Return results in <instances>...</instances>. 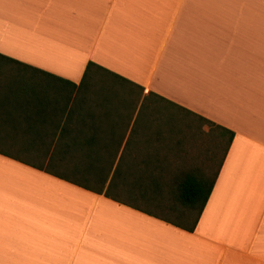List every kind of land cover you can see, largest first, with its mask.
I'll return each instance as SVG.
<instances>
[{"label":"crops","instance_id":"crops-1","mask_svg":"<svg viewBox=\"0 0 264 264\" xmlns=\"http://www.w3.org/2000/svg\"><path fill=\"white\" fill-rule=\"evenodd\" d=\"M90 62L138 105L103 74L82 88ZM175 138L179 170H219L193 232L39 169L59 143H122L106 192L123 153L172 170ZM0 264H264V0H0Z\"/></svg>","mask_w":264,"mask_h":264},{"label":"trees","instance_id":"trees-1","mask_svg":"<svg viewBox=\"0 0 264 264\" xmlns=\"http://www.w3.org/2000/svg\"><path fill=\"white\" fill-rule=\"evenodd\" d=\"M95 68L97 70H102L105 73H93ZM99 74H103L102 79H99L101 83L105 85L107 84L106 86L109 87L119 86L122 90V93L120 92V94H115V98H106L107 101L114 100L115 102L132 105L133 107L138 105L143 91L140 86H137L133 82L97 66L93 62H90L87 66L85 76L83 78L82 88L93 87L95 82L92 78L98 76ZM164 101L166 100H163V98L155 100L152 99V97H146L143 104ZM174 116H176V113H174ZM170 120L173 135L176 133L175 131L177 129V126L175 125L176 118L171 115ZM233 136L234 134L231 132V137L229 138L227 146L231 143ZM121 145L122 143L101 144L98 142L59 143L56 145V152L54 154V157H56L57 160L55 162L51 161L49 167H40L39 169L50 170L51 167H53L57 170H68V165H70L71 167L69 170H73L71 182L75 185L87 188L89 184L93 183L95 186H99L98 189L92 190L94 193L105 194L106 197L115 199L121 198L110 193L113 187H116L117 185L120 189L125 190L123 189V186H127L123 200L129 201L127 198H139L143 201H147L149 197L146 198L145 194H147V192L151 189L154 190L162 187L164 184L163 178L162 176L155 175L153 170H145V168L134 170L135 166L146 167L149 165L150 161L146 159H136L132 161L129 158H126L124 153L114 170L109 188L106 192L103 190L107 180L113 172ZM218 173L219 170L212 179L195 174L185 175V177L177 184L176 193L177 199H179L183 209H178L173 206L174 208L170 207L163 210L158 207L165 214V216L159 217L177 227L193 232L208 202ZM56 176L64 180L70 178V176H66L64 174H56ZM139 188L141 190H138ZM144 207L145 206H143V208ZM135 208L143 209L141 207ZM168 212H172L176 215V217H172ZM189 215L193 218V220L190 221L189 218H187Z\"/></svg>","mask_w":264,"mask_h":264},{"label":"rangeland","instance_id":"rangeland-1","mask_svg":"<svg viewBox=\"0 0 264 264\" xmlns=\"http://www.w3.org/2000/svg\"><path fill=\"white\" fill-rule=\"evenodd\" d=\"M195 129H197V127ZM199 129L201 128L199 127ZM179 137H177V139H179ZM183 143L186 144V141L183 140ZM181 145H182V141L176 140V138L172 142L170 141L169 143L165 144V146L167 147L165 148L166 151L164 153V156L168 159L165 160L163 164H161V167L162 168L168 167L167 165H169L168 163L170 162L169 158H171V162L173 163L172 170H153L155 175L162 176L164 182L163 186L158 189L149 190L147 194H145L146 198L149 197L147 201H143L142 199L139 198L138 199L127 198L129 201L138 202L139 205L145 206L144 208L147 209L148 211H151L159 216H165L164 212L161 211L159 208L166 210L170 207L174 208L173 206H175L178 209H183L182 204L180 203L179 199H177L176 193H177V184L182 178L185 177V175L195 174L198 176H204L208 179H212L215 176L218 170H179L178 167L181 166L183 163L182 161L183 153H181L182 152ZM224 149L225 148L219 145V148L217 149V152L214 155L213 162L214 163L218 162L217 165H219L222 160ZM116 187L114 186L110 193L120 197L121 199H124L125 197L124 194L126 193L125 190H127V186H123V189L125 190L120 189L117 185ZM138 190L141 189L139 188ZM168 213H170L172 217H176V215L173 214L172 212H168ZM190 217L191 216L189 215L187 218H189L190 221L193 220V218Z\"/></svg>","mask_w":264,"mask_h":264}]
</instances>
